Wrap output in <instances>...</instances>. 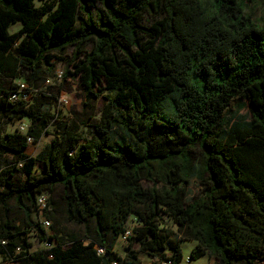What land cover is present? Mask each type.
Returning a JSON list of instances; mask_svg holds the SVG:
<instances>
[{"label": "trees", "instance_id": "obj_1", "mask_svg": "<svg viewBox=\"0 0 264 264\" xmlns=\"http://www.w3.org/2000/svg\"><path fill=\"white\" fill-rule=\"evenodd\" d=\"M256 1L0 0L3 263L142 264L143 253L180 264L181 243L192 241L191 261L264 264V19L246 14ZM70 48L63 78L80 82L85 110L112 96L87 135L45 110L44 92L8 102L15 79L38 89ZM242 103L250 119L230 126ZM24 119L36 142L53 128L35 157L26 136L4 132ZM194 179L206 190L188 202ZM41 194L51 235L34 218ZM132 215L140 226L122 259L115 245ZM32 234L52 248L31 252Z\"/></svg>", "mask_w": 264, "mask_h": 264}, {"label": "rangeland", "instance_id": "obj_2", "mask_svg": "<svg viewBox=\"0 0 264 264\" xmlns=\"http://www.w3.org/2000/svg\"><path fill=\"white\" fill-rule=\"evenodd\" d=\"M37 7L42 6V3L37 2ZM98 9L100 11H103L102 6H98ZM93 16L96 17V11H92ZM246 14H248L253 20L257 21V23H262L264 19V0H257L255 3H248V8L246 10ZM21 29V25L17 24L15 26H12L9 30L10 33H16ZM74 49L70 48L67 50V52L64 55V60H55L53 61V64L55 66L54 74L51 77H46L44 83L38 88L31 87L26 81L25 77L17 78L14 82H23L29 88L38 90V92H44L43 94L47 95L49 98L47 100V105L45 106V110H48L52 114L58 116L60 119L64 118L66 122L69 124H72L73 122L76 124V126L80 129V131L84 132V134L87 135V127L86 125L90 122L88 121V118H91L93 120H99L102 112L105 108V105L110 103L112 96L108 92H104V94L94 99V101L91 103L92 110H85L84 104L88 103V99L85 96V91L83 87L81 86L79 81H74L72 79L64 80L63 75L61 78L58 77L59 74H64V72L69 69H72V58H73ZM105 88V85H101L99 87V91L96 90L95 92L97 94H100V90ZM39 93V94H40ZM61 98H65L67 100L66 103H59L58 100ZM250 119V111L248 108V105L246 103H242L235 112L230 114L228 117V120L230 122V126L241 123L245 120ZM25 122H29L28 119H24ZM93 122V121H92ZM19 123H16L14 125H8L5 126L4 132L5 133H12L16 130V127H18ZM228 129V127H227ZM53 140V128L48 129V133H45L42 139L34 146H30L28 149V155L30 157H35L41 149L49 144ZM199 157V156H198ZM197 157V158H198ZM38 170L41 168L40 165L37 166ZM206 181L208 180V177L205 176L204 178ZM147 185H145L146 187ZM161 186V185H160ZM206 190V183L194 179L189 188L187 193V200L190 202L193 198H199L201 197ZM35 220L37 221V216H34ZM165 227L171 230L172 232L177 231V227L174 225V223L166 218L165 221ZM140 226V223L138 221V217L136 215H132L128 221L127 227L130 231L135 230L137 227ZM71 230L70 226L66 227V230ZM71 232V231H70ZM67 234L64 238L65 240H69L71 234ZM48 233H51L48 231ZM29 241L32 244L31 252H37L40 250L45 249V244L40 242L39 239L36 237V234H32ZM86 244H89V241H86ZM129 243H126L124 240L119 239L115 245V252L116 254L122 258L125 259L127 252L126 248L129 247ZM196 246L195 242L192 241H184L181 243V248L183 252V260L180 264H215V260L213 259L211 261V258L208 256H204L196 261H191L190 263H187V259H189L191 252L193 248ZM135 249L137 251L140 250L138 245H135ZM139 259L142 262V264H149L150 260L149 257L143 253L139 254ZM3 263V259L0 258V264Z\"/></svg>", "mask_w": 264, "mask_h": 264}, {"label": "built area", "instance_id": "obj_3", "mask_svg": "<svg viewBox=\"0 0 264 264\" xmlns=\"http://www.w3.org/2000/svg\"><path fill=\"white\" fill-rule=\"evenodd\" d=\"M62 73L58 75L59 78L62 77ZM17 85V91L14 92L13 94L9 95L8 97V102H16V101H23L26 103H30L32 101L33 96L41 95L43 92H38V90H34L29 88L25 83L23 82H15ZM40 93V94H39ZM3 97V96H1ZM59 103H66L67 100L65 98H61L58 100ZM29 121V120H28ZM19 123L18 127H16L15 132H18L19 134L26 136L27 137V144L28 146H34L38 142L34 140L33 137L29 136V129H30V122H25L24 120L18 121ZM16 124V123H15ZM19 167H22V164L19 165ZM0 186H1V181H0ZM37 218H38V223L39 226L41 227L42 230H44L48 235L52 234V221L47 217L48 214L51 212V206H50V201L49 197L47 194H41L37 197ZM50 231L51 233H48ZM133 236V231H130L127 229L126 233L121 236L120 239L124 240L126 243H128L129 239ZM45 244V249H51L53 246V243L48 241ZM0 245H6V242L0 240ZM96 250L99 255H105V250L101 248L100 246L96 245ZM191 260L190 258L187 259V263H190ZM2 264H18V260L14 257L11 258L10 260L2 263ZM149 264H153L150 262ZM157 264H172L171 261H163Z\"/></svg>", "mask_w": 264, "mask_h": 264}, {"label": "crops", "instance_id": "obj_4", "mask_svg": "<svg viewBox=\"0 0 264 264\" xmlns=\"http://www.w3.org/2000/svg\"><path fill=\"white\" fill-rule=\"evenodd\" d=\"M47 130H48V129H47ZM14 132H15V131H14ZM45 133H46V131L43 133V136H44ZM43 136H42V137H43ZM41 139H42V138H41ZM41 139H40V140H41ZM28 149H29V148H28ZM26 153H27V155H28V150H27ZM28 156H29V155H28ZM51 211H52V208H51ZM206 256H208L209 258H211L209 255H206ZM212 260H213V258H211V261H212Z\"/></svg>", "mask_w": 264, "mask_h": 264}]
</instances>
